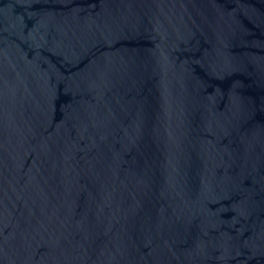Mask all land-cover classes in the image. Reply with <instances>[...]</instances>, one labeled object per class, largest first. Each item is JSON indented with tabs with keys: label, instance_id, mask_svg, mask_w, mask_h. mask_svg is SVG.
Masks as SVG:
<instances>
[{
	"label": "water",
	"instance_id": "water-1",
	"mask_svg": "<svg viewBox=\"0 0 264 264\" xmlns=\"http://www.w3.org/2000/svg\"><path fill=\"white\" fill-rule=\"evenodd\" d=\"M0 264H264V0H0Z\"/></svg>",
	"mask_w": 264,
	"mask_h": 264
}]
</instances>
